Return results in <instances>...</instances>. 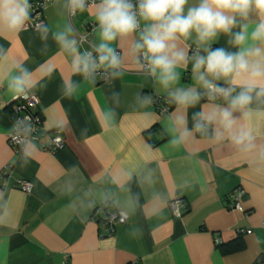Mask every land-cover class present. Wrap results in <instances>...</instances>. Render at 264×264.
I'll use <instances>...</instances> for the list:
<instances>
[{"label": "crops", "instance_id": "0c3cea01", "mask_svg": "<svg viewBox=\"0 0 264 264\" xmlns=\"http://www.w3.org/2000/svg\"><path fill=\"white\" fill-rule=\"evenodd\" d=\"M43 19L46 34L40 27L0 29V170L12 168L6 188L0 185V264H264V171L255 156L199 133L172 144L166 129L180 111L173 103L168 112L159 111L148 96L168 98L166 90L134 64L108 81L97 75L89 83L72 74L71 57L53 32L67 20L79 40L93 25L88 12L70 16L64 0H52ZM88 40L99 43L92 32ZM216 46L228 47L226 37ZM113 47L121 51L118 42ZM87 49L81 42L80 51ZM14 63L31 72L29 91L39 99L46 130L42 142H49L53 129L62 131L64 146L54 153L36 141L20 150L7 142V107L16 98L7 76L15 74ZM179 71L173 87L193 83L191 64ZM65 82L80 86L69 94ZM204 103L187 110L189 129ZM255 128L264 142V120ZM17 179L31 181V193L16 188ZM239 189L245 192L242 210L229 206ZM176 197L184 203L179 217L169 209ZM105 203L128 214L110 234L92 218Z\"/></svg>", "mask_w": 264, "mask_h": 264}, {"label": "clouds", "instance_id": "9594fccd", "mask_svg": "<svg viewBox=\"0 0 264 264\" xmlns=\"http://www.w3.org/2000/svg\"><path fill=\"white\" fill-rule=\"evenodd\" d=\"M64 7L70 16L88 12L99 40L91 51L81 52L72 24H57L53 38L71 57L72 74L94 83L98 74L119 78L129 70L126 64H134L166 90L180 111L175 119L169 117L166 129L172 144L187 143L199 133L212 143L228 142L254 155L264 171V142L255 128L264 120V0H64ZM32 11L29 0H0V29L25 30ZM40 30L46 34L49 26L41 23ZM221 36L228 47H213ZM189 64L193 83L173 87L180 83L179 70L187 71ZM13 70L8 90L23 96L33 86L31 72L19 63ZM79 86L65 82L69 94ZM202 100L189 129L187 110ZM4 222L0 213V224Z\"/></svg>", "mask_w": 264, "mask_h": 264}, {"label": "built area", "instance_id": "2783aa9c", "mask_svg": "<svg viewBox=\"0 0 264 264\" xmlns=\"http://www.w3.org/2000/svg\"><path fill=\"white\" fill-rule=\"evenodd\" d=\"M52 0H36L31 2L33 6L32 16L33 20L30 22L27 28L37 29L41 23H44L43 9ZM93 25L89 26L87 32L81 34L79 40L81 42L87 41L88 49L91 51L89 43V34L92 32ZM194 49V46H192ZM191 54V51L190 53ZM101 80L108 81L110 79L107 75H100ZM153 100V103L157 106L160 112H168L172 107V103L169 102L168 98L162 97L155 93H149V96ZM39 99L35 93L28 91L23 96H16L14 101L10 104L9 117L12 122V129L7 136V142L13 149L20 150L25 144L31 141H36L40 144V148L48 150L49 152H56L58 149L64 146V137L62 131L59 128L52 130V135L48 143L42 142V137L46 134V130L43 127V119L41 112L38 109ZM30 125V127H29ZM12 173L10 166H4L0 170V185L6 188L9 176ZM16 188L20 189L26 194L31 193L33 183L26 179H17L15 181ZM244 190L239 189L237 191L236 200L230 204V208L242 210L240 200L244 195ZM184 203L180 198H173L169 201V209L173 216L179 217L181 215V206ZM92 218L97 222L98 226L105 230L106 233L110 234L114 230V226L117 223H124L128 220V214L123 209L112 208L110 204L105 203L97 207L92 214ZM246 230H241L245 232ZM215 243L219 245L221 243L220 238H215Z\"/></svg>", "mask_w": 264, "mask_h": 264}, {"label": "trees", "instance_id": "16d2710c", "mask_svg": "<svg viewBox=\"0 0 264 264\" xmlns=\"http://www.w3.org/2000/svg\"><path fill=\"white\" fill-rule=\"evenodd\" d=\"M9 108H10V105L7 107V109H9ZM219 246H222L221 243L219 244Z\"/></svg>", "mask_w": 264, "mask_h": 264}]
</instances>
